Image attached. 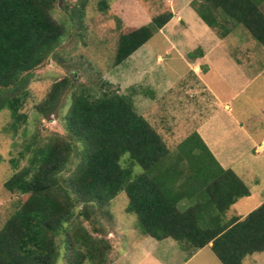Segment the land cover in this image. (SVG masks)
<instances>
[{
    "label": "trees",
    "instance_id": "1",
    "mask_svg": "<svg viewBox=\"0 0 264 264\" xmlns=\"http://www.w3.org/2000/svg\"><path fill=\"white\" fill-rule=\"evenodd\" d=\"M60 1L0 0V112L10 110L14 133L25 123L21 109L35 72L49 65L63 42L62 27L52 16ZM206 1L264 48V10L256 0ZM192 7L219 30L208 8ZM172 18L167 13L149 25L123 29L114 64H123ZM72 81L54 84L39 107L46 118L56 115L62 95L76 87L63 119L64 136L53 135L44 144L34 136L19 154L28 155L27 164L4 183L19 199L0 229V264H57L59 238L66 264H108L111 242L101 229L84 224L93 225L96 212L107 213L121 192L143 235L174 240L186 258L209 245L221 264H244L248 256L264 252V203L244 219L225 220L231 206L251 191L219 164L197 132L172 151L137 112L133 94H120L108 81H100L96 90ZM183 201L193 206L181 210Z\"/></svg>",
    "mask_w": 264,
    "mask_h": 264
},
{
    "label": "rangeland",
    "instance_id": "2",
    "mask_svg": "<svg viewBox=\"0 0 264 264\" xmlns=\"http://www.w3.org/2000/svg\"><path fill=\"white\" fill-rule=\"evenodd\" d=\"M84 1L85 4H81ZM191 1L61 0L58 3L52 16L62 27L63 42L55 53L56 59L33 76L28 87L29 96L21 109L26 116L25 123L14 133L10 129V110L0 112V229L17 207L19 196L8 192L4 183L27 164L28 155L21 158L19 154L34 136H37L36 143L44 144L53 135L65 134L63 119L76 87L67 89L62 95L56 115L46 118L39 112L53 85L64 79L73 82L74 78L79 86L93 89L102 83L100 81H108L120 94H133L137 112L149 121L172 151L196 132L200 117L205 116L208 109L206 99H202V82H207L223 96L232 115L258 143L264 140V48L237 23L243 45L202 43L206 32L212 29L198 18V14H194L196 19L193 17V2L188 5ZM196 6L200 8L197 3ZM73 10L81 17L73 18ZM167 13L173 14L170 22L128 60L116 66L114 60L122 30L149 25L154 18ZM200 51H210L208 58L198 57ZM209 63L216 70L206 76ZM192 89L197 93L193 97V109L189 102ZM246 151L238 166L253 170L254 175L249 177L253 179L247 181L261 197L264 194V153ZM136 171L141 172V169L137 167ZM128 204L126 193L121 192L110 202L107 213L96 212L92 215L93 225L84 224L89 230L93 226L101 229L111 242L108 264L186 259L187 253L174 240L159 242L145 237L137 216L126 211ZM188 206L187 201L179 204L181 210ZM57 242L61 247L57 264H66L67 252L61 238ZM194 259L205 264H220L208 247ZM244 264H264V252L248 256Z\"/></svg>",
    "mask_w": 264,
    "mask_h": 264
},
{
    "label": "crops",
    "instance_id": "3",
    "mask_svg": "<svg viewBox=\"0 0 264 264\" xmlns=\"http://www.w3.org/2000/svg\"><path fill=\"white\" fill-rule=\"evenodd\" d=\"M256 1L264 10V0ZM192 2L197 3L199 7L204 5L206 8H208V10L215 15L220 25L219 30L214 31L212 29L210 33L206 32L207 39H204L206 36L203 37L202 43H206L208 45H214L216 43H231L243 45V41L239 37L241 35L239 26L236 23H233L232 21L227 19L223 15V12L219 10V8L212 7V4H210V2L206 0H192L191 2H189L188 5L191 6ZM194 14H197V12L193 7V17H195ZM197 16L201 20L199 15ZM178 19L182 20L181 17H179ZM224 26L229 30H224V28H222ZM209 52L207 53L203 51V57L201 58H208V55L210 54ZM244 52H246V50ZM227 58L231 60L230 55H228ZM234 64L237 67H240L239 64ZM206 68L207 71L204 74L206 76L216 70L211 63H209V66ZM202 84V99H206V109L208 110L205 116L203 115L202 117H200L201 121L197 126L196 132L200 135V137L207 145L213 156L219 162V164L226 170H233L250 188L251 195L249 197L240 199L238 202L232 205L225 216V220L227 221L235 219H244L252 211L257 209L264 203V194H262L263 196L258 197L259 194L254 193L249 182L247 181V179H253L249 178L250 176H252V174L254 175L253 170H243L242 167L238 165L245 150L250 152L252 151L255 154L264 153V140H261V142L258 143V141L252 136V134L247 130V128L235 116L232 115L231 108L228 104L224 102L223 96L217 94V92H215L212 87L207 84V82H202ZM191 92L192 95L189 102L191 109H193V97H196L197 93H193V89L191 90ZM255 183H257V181H255ZM190 205L193 206V201L190 202ZM163 241L165 240L159 242ZM210 246L211 245L207 247L210 248ZM203 249L198 250L191 258H186L180 262L147 260L142 262L141 264H205L203 261H196L194 259V257H196V255Z\"/></svg>",
    "mask_w": 264,
    "mask_h": 264
}]
</instances>
